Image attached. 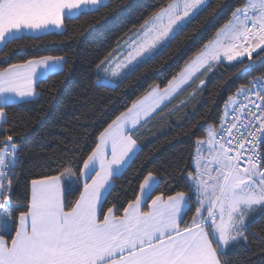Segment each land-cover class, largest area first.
Here are the masks:
<instances>
[{"label":"snow or ice","instance_id":"snow-or-ice-1","mask_svg":"<svg viewBox=\"0 0 264 264\" xmlns=\"http://www.w3.org/2000/svg\"><path fill=\"white\" fill-rule=\"evenodd\" d=\"M109 3L0 0V50L30 34L38 38L55 29L62 35L66 21L108 9ZM207 6L208 0H168L117 39L97 65L95 86L110 87L113 79L136 71ZM258 49L264 52V0H247L166 87L152 88L99 133L82 167L69 160L55 175L31 179L26 200L13 199L18 145L6 135L0 140V264H229L226 249L247 240V218L264 208V74L241 84L225 101L219 124H207L206 138L196 140L186 190L153 195L161 181L148 171L122 215L115 204L105 211V193L138 154L134 133L145 120L190 86L201 69L211 72L222 57L243 63L247 54L251 61ZM66 63L65 56L46 55L0 68V123H7L5 108L36 95L38 75H57ZM104 65H114L111 77L108 68L100 77ZM240 96L242 101L235 98Z\"/></svg>","mask_w":264,"mask_h":264},{"label":"trees","instance_id":"trees-1","mask_svg":"<svg viewBox=\"0 0 264 264\" xmlns=\"http://www.w3.org/2000/svg\"><path fill=\"white\" fill-rule=\"evenodd\" d=\"M245 2L208 0V6L154 58L110 87L95 86L97 65L116 47L119 37L134 25L139 26L168 0H110L108 9L66 21L62 35L56 31L38 34V38L29 35L0 50V68L46 55L67 58L63 72L49 73L36 82L34 98L5 108L7 123L0 124V140L13 135L18 145L19 164L12 178L14 201L27 199L31 179L55 175L66 161L78 162L82 167V157L95 146L99 133L152 87H166L168 80L214 38L232 11ZM257 52L260 54L254 53L251 61L244 58L243 63L219 62L205 76L198 75L179 96L138 128L134 133L138 154L126 171L114 178L115 187L105 194V211L115 204L122 215L123 207L134 199L148 171L161 181L153 195L186 190L184 177L194 171L196 140L205 137L207 124H219L225 101L235 96L241 84L264 74V52ZM99 75L103 78L100 71ZM201 80L205 81L202 91L178 107ZM247 224V240L226 249L229 264H264V208L254 213Z\"/></svg>","mask_w":264,"mask_h":264},{"label":"rangeland","instance_id":"rangeland-1","mask_svg":"<svg viewBox=\"0 0 264 264\" xmlns=\"http://www.w3.org/2000/svg\"><path fill=\"white\" fill-rule=\"evenodd\" d=\"M52 31H56L57 32V30H55V29H53ZM39 33H37L36 35H38ZM31 35V34H30ZM213 39H215V37L213 38ZM259 50V49H258ZM257 50V51H258ZM254 54V53H253ZM195 58V57H194ZM244 58H247L248 59V57H247V54L243 57V58H241V59H244ZM237 61H239V60H237ZM237 61H232V62H229V61H227L226 59H223V57L221 58V62H226V63H234V62H237ZM216 65V64H215ZM214 65V66H215ZM111 67H114V65H112ZM111 67H109L108 65H104L103 67H101L100 69H99V71L101 72V74H102V77H104V75H105V68H108V72H107V75L109 76V77H111ZM185 67V66H184ZM183 67V68H184ZM208 72H204V70L203 69H201V71H200V73H197V75H196V77L198 76V75H203V76H205L206 74H207ZM49 73H41L40 75H38L37 77H36V79H35V81H34V83H33V87L35 86V84H36V82L39 80V79H41V78H44V77H46L47 75H48ZM203 76H200V77H203ZM116 81H118V80H116V79H113V81H112V84H115L116 83ZM156 87V86H155ZM152 88H154V87H152ZM151 88V89H152ZM161 89H163V88H161ZM36 95H37V93H36ZM36 95H34L33 97H30V98H28V99H32V98H34ZM147 95V94H146ZM145 95V96H146ZM144 96V97H145ZM143 97V98H144ZM143 98H141V99H143ZM27 99V100H28ZM21 102V101H20ZM224 108H225V106H224ZM224 111V110H223ZM145 121H147V120H145ZM144 121V122H145ZM143 122V123H144ZM1 124V123H0ZM206 138V135H205V137H203V138H201V139H205ZM195 155H197V149H196V147H195V150H194V156ZM193 169H194V161H193ZM106 194V193H105Z\"/></svg>","mask_w":264,"mask_h":264},{"label":"built area","instance_id":"built-area-1","mask_svg":"<svg viewBox=\"0 0 264 264\" xmlns=\"http://www.w3.org/2000/svg\"><path fill=\"white\" fill-rule=\"evenodd\" d=\"M235 98H236L238 101H242V100H243V97H242V96H240V97H235ZM252 99L255 100V97L253 96ZM257 103H258V101H257ZM229 111H230V108H229ZM229 119H231V117H229Z\"/></svg>","mask_w":264,"mask_h":264},{"label":"crops","instance_id":"crops-1","mask_svg":"<svg viewBox=\"0 0 264 264\" xmlns=\"http://www.w3.org/2000/svg\"><path fill=\"white\" fill-rule=\"evenodd\" d=\"M246 2H247V0H246ZM245 2V3H246ZM215 37V36H214ZM114 84H111V86H113ZM253 214H251L248 218H247V221L246 222H248L249 221V219H250V217L252 216ZM244 240L243 239H241L239 242H243ZM238 243V242H237ZM235 244V243H234Z\"/></svg>","mask_w":264,"mask_h":264}]
</instances>
